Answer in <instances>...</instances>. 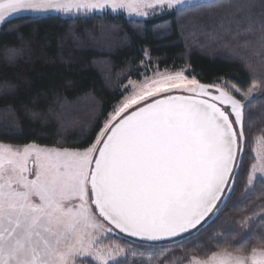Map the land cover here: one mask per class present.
<instances>
[{
	"label": "snow or ice",
	"instance_id": "1",
	"mask_svg": "<svg viewBox=\"0 0 264 264\" xmlns=\"http://www.w3.org/2000/svg\"><path fill=\"white\" fill-rule=\"evenodd\" d=\"M192 8L215 10L220 42L264 46V0H0V29L19 13L151 20ZM192 71L153 69L141 83L129 81L130 94L121 91L85 145L0 143V264H119L123 248L100 246V231L112 230L100 218L157 243L189 233L217 209L243 162V101L252 88L201 82ZM257 171L264 173V157L249 182ZM189 264H264V243L222 247Z\"/></svg>",
	"mask_w": 264,
	"mask_h": 264
},
{
	"label": "trees",
	"instance_id": "2",
	"mask_svg": "<svg viewBox=\"0 0 264 264\" xmlns=\"http://www.w3.org/2000/svg\"><path fill=\"white\" fill-rule=\"evenodd\" d=\"M214 13L192 8L145 21L108 14L19 17L0 30V143L85 145L129 81L142 82L153 69L187 65L201 82L224 78L241 92L258 89L244 108L243 162L212 221L168 243L124 237L119 264H189L222 247L264 243V180L248 188L256 141L264 138V46L220 42L212 34L219 22Z\"/></svg>",
	"mask_w": 264,
	"mask_h": 264
},
{
	"label": "rangeland",
	"instance_id": "3",
	"mask_svg": "<svg viewBox=\"0 0 264 264\" xmlns=\"http://www.w3.org/2000/svg\"><path fill=\"white\" fill-rule=\"evenodd\" d=\"M212 0H191V3L193 5L195 4H200V3H207L210 2ZM91 15H101V14H89L88 16ZM114 16H124L127 19H134V20H139V21H145L148 20V18H142V17H137V16H129L127 13H121V14H112ZM48 16H61L64 18H74L76 16L74 15H66L63 13H49V14H32V13H19L16 14L14 16L11 17V20L19 18V17H48ZM83 16V15H81ZM1 30V29H0ZM188 74V73H186ZM133 85L139 84L141 82H137V81H131ZM129 88V91L127 92L128 94H130L131 92V87L129 86V83L127 84V86ZM258 95V89L253 87L251 93L248 95V98L246 100L243 101L244 104H247L248 102H250L255 96ZM239 98V97H238ZM254 156L256 158V165H260L262 163V157H264V142H262V139H258L256 141V145H255V149H254ZM258 179H263L264 180V173H261L259 171H257L251 182H248V188L251 189L254 185V183L256 182V180ZM231 187V185H230ZM227 193H225V196L223 197L222 201L219 203V206H221L222 202L224 201V199L227 197ZM217 209L215 210V213L213 214V216H211L210 218H208V220L205 222V224L203 226H201L198 230H200L201 228H203L205 225H207L210 221H212V219L215 217L216 213H217ZM100 223L103 225L104 229H107L109 227H111L107 222L103 221L102 218H100ZM112 228V227H111ZM195 233V232H194ZM100 246L103 248H108L110 250H114L116 245H118V242L120 240H127L126 238H124V236H121L119 233H117L113 228L111 231H104L101 230L100 233ZM126 252L124 251L123 255H119L116 256L115 259L116 261H122L125 258ZM110 264H112V262H110Z\"/></svg>",
	"mask_w": 264,
	"mask_h": 264
},
{
	"label": "water",
	"instance_id": "4",
	"mask_svg": "<svg viewBox=\"0 0 264 264\" xmlns=\"http://www.w3.org/2000/svg\"><path fill=\"white\" fill-rule=\"evenodd\" d=\"M234 173H235V170H234ZM222 199H223V197H222ZM218 205H219V203H218ZM218 205H217V208H218ZM215 210H216V209H213L212 213H210V214L205 218V220L201 222V225H198L196 229L191 230L189 233H185V234H183L182 236L177 237V238L172 239V240H165V241H161V242H157V243H150V242H145V241L138 240V239H136V238H133V237L128 236V235L125 234V233H121L118 229H115L114 226H112V227H113L115 230H117L120 234H123L124 236H126L127 238L132 239V240L140 241V242L147 243V244H161V243H168V242H173V241H175V240H178V239L184 238V237L189 236V235L193 234L194 232H196L201 226H203V225L205 224V222L208 220V218H210L211 216H213V214L215 213ZM105 222H106V221H105ZM110 226H111V225H110Z\"/></svg>",
	"mask_w": 264,
	"mask_h": 264
},
{
	"label": "flooded vegetation",
	"instance_id": "5",
	"mask_svg": "<svg viewBox=\"0 0 264 264\" xmlns=\"http://www.w3.org/2000/svg\"><path fill=\"white\" fill-rule=\"evenodd\" d=\"M112 227V226H111ZM113 228V227H112ZM114 229V228H113ZM115 230V229H114ZM117 233H119L117 230H115ZM120 234V233H119ZM121 236H124L123 234H120ZM124 237H126V236H124Z\"/></svg>",
	"mask_w": 264,
	"mask_h": 264
}]
</instances>
